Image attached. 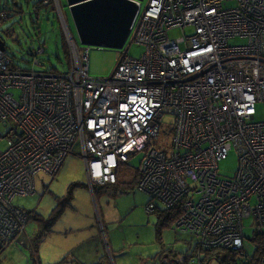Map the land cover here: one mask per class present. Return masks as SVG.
I'll use <instances>...</instances> for the list:
<instances>
[{"label":"built area","instance_id":"1","mask_svg":"<svg viewBox=\"0 0 264 264\" xmlns=\"http://www.w3.org/2000/svg\"><path fill=\"white\" fill-rule=\"evenodd\" d=\"M61 27L66 71L13 67L0 50V252L29 218L12 201L32 195L39 172L56 174L79 149L92 191L116 184L143 154L136 187L149 197L148 213L155 203L177 211L175 230L193 239L188 264H209L206 254L219 249L264 264V249L251 250L264 238V112L256 119V104L264 108V0H149L131 32L142 54L123 53L106 78L89 77L88 48L79 49L65 20ZM236 37L245 42H229ZM232 148L238 167L229 178L219 162Z\"/></svg>","mask_w":264,"mask_h":264},{"label":"rangeland","instance_id":"2","mask_svg":"<svg viewBox=\"0 0 264 264\" xmlns=\"http://www.w3.org/2000/svg\"><path fill=\"white\" fill-rule=\"evenodd\" d=\"M17 1L22 4L20 6L22 11L15 14L8 21H0V37L5 43L6 52L11 55L13 62L17 64L16 66L22 69L66 71L67 62L69 63L71 59L68 44V53L65 57L63 51L58 46H56L58 49L54 46V41L59 39L58 23L61 26L63 25L65 14L68 16L67 25L70 23L69 26L71 25L75 34L68 7L65 6V0H60V2L59 0H46L49 4L44 3L45 0L41 2L40 4H47L48 6L41 11V16H39L41 20L39 22H37L38 20H36L35 12L33 11L36 0ZM148 1H139L141 12ZM3 4L4 2L1 1V7ZM37 26L41 29V35L38 36H36L37 31H39ZM6 29H10L11 35L5 33ZM62 29L61 32L67 43L64 29L63 31ZM170 34L179 36L181 32L173 30ZM131 38L132 33L122 49L86 47L77 44L80 50L88 48L89 77H108L115 69L123 53L135 58L139 57L144 48L142 45L132 42ZM229 42L241 44L245 40L236 37L230 38ZM42 43L45 46V53L38 56L39 64H35L34 56L27 55V51L30 48L36 50ZM12 92L16 98L19 97V89H13ZM263 112V105L260 103L256 104L257 120L262 119ZM172 121L173 119L170 115L164 116L163 126L166 131L171 130ZM3 124V122L0 123V151L5 148L6 144L5 137L2 136L6 133L7 127ZM79 153L80 150L75 149L73 153L69 154L59 171L54 175L39 172L35 177V193L26 197H16L12 201L15 206L27 212H35L46 216L57 205V197L66 196L69 190L72 189V198L68 202L70 205L66 206L62 216L51 225V231L39 241L37 250L39 260L35 259L34 263L51 264L60 260L64 254L63 249H59L62 244L66 247L74 244L76 250H74L73 254L77 255V250H79L80 257L89 264H158L159 260L155 254L159 251L167 250L163 253V257L168 256V254L180 257L188 251L189 243L193 240L189 234L178 233L173 223L169 227H163L161 232L157 229L156 214H149L145 208L149 199L146 193L137 188L134 189V187L132 190L130 188L118 189L114 187L117 183L119 185L133 180V174L140 166L142 153L130 158L129 162L120 170L116 184L102 188L95 187L93 191L88 185L85 163ZM237 167L238 157L235 149L232 148L228 156L219 162V173L224 177L231 178L234 176ZM73 184H79L80 186L72 188ZM98 219H102L107 223L105 232L108 234L109 239H113L116 236L121 239L118 245L112 246L113 252H110L102 244L103 238H101L100 229H98ZM92 222L95 223V232H93L94 228L90 227ZM36 224L33 218L27 222L22 236V243H19L20 246L12 242L4 247L0 252V264H32V254L34 252L29 246H31L32 240L36 237ZM243 228L245 240L248 244H251L250 240L253 237L251 218H244ZM84 233L87 234L88 239L82 248L81 234L83 235ZM94 235L100 238H96L93 242L90 240L89 244V236L94 237ZM117 248L119 249L115 252ZM83 249L85 250L84 252H82ZM34 258H36L35 255ZM168 258L170 259V257ZM211 264L217 263L213 261Z\"/></svg>","mask_w":264,"mask_h":264},{"label":"trees","instance_id":"3","mask_svg":"<svg viewBox=\"0 0 264 264\" xmlns=\"http://www.w3.org/2000/svg\"><path fill=\"white\" fill-rule=\"evenodd\" d=\"M1 1L4 2L2 7H1ZM43 1L44 0H36L34 2V7H33L34 10L33 11L35 12L34 15L36 16V20H38L37 22H39L41 20L39 17V16H41V11L44 9V7L48 6L47 4H49V3H47L46 5L40 4ZM10 3L12 4V7H11ZM21 5L22 4L19 3L17 0H11V1L0 0V21H8L9 19H12L15 16V14L22 11V10H20ZM58 26H59V29H58L59 39L54 41V46L56 49H58V47H59L63 51V55L65 57V55H67V53H68L67 52V43H66V40L63 36V33L61 32L60 23H58ZM37 29L39 31H37L36 36L41 35L40 34L41 29L38 26H37ZM5 33L7 35H11L10 29H6ZM56 46H58V47H56ZM39 47H41L43 49V53H45V46L43 45V43L40 44L37 47V49ZM37 49L32 50L30 48V50L27 51V55H29L31 57L34 56V59L38 58L39 54H37V52H36ZM3 52L10 59V63L13 67L20 68V67L16 66L17 64H15L13 62L11 55L6 52V48ZM67 64L69 65L68 62H67ZM61 166H60V168H61ZM140 175L141 174H140L139 168H137L133 174L134 178L131 182H128L127 184L121 183L122 185L121 184L118 185V183H117V185H114V186L117 187L118 189L130 188V190H132L133 187H134V189H136L137 183L140 179ZM78 185L79 184H73L72 188L77 187ZM71 198H72V189L69 190V192L66 196L57 197V205L46 216L41 215L39 213L37 214L35 212H33V213L28 212L29 213L28 221L33 218L37 223L36 224L37 225V231L35 234L36 237L34 240H32L31 246H29L32 249V251L34 252V254H32V264H36V263H34L35 259L39 260L37 257V250H38V246H39L38 245L39 241L41 240V238L44 235H46L47 233H49L51 231V225L57 219H59L62 216L66 206L70 205V203H68V202H70ZM148 201H149V199H148ZM155 206H156L155 209L149 214H154V213L156 214V216H157L156 226H157V229L160 230V232H161L163 227H169L172 225L173 221L178 217V213L176 210L166 209V208L160 206L159 203H155ZM16 244L18 246H20L19 243H16ZM259 244H256L253 246L254 248L252 249V251H254V254H258L259 252L261 253V250L264 249V238L260 239ZM238 253L239 252H235L233 250H223V249H219L216 251L211 250V251H209L208 254H206V257L204 259H207L210 262L209 264H211L213 261L216 262L217 264H247L246 262L242 261L238 257ZM34 255L36 258H34ZM100 261H101V259H100ZM187 263H188V257L186 256L184 264H187ZM52 264H85V263H82L80 261H76V260L71 259V258L70 259L62 258L59 261L54 262ZM97 264H100V263H97ZM175 264H183V263L176 261Z\"/></svg>","mask_w":264,"mask_h":264},{"label":"water","instance_id":"4","mask_svg":"<svg viewBox=\"0 0 264 264\" xmlns=\"http://www.w3.org/2000/svg\"><path fill=\"white\" fill-rule=\"evenodd\" d=\"M139 1L65 0L76 33L72 38L86 47L122 49L140 13ZM0 50H5L1 38Z\"/></svg>","mask_w":264,"mask_h":264},{"label":"crops","instance_id":"5","mask_svg":"<svg viewBox=\"0 0 264 264\" xmlns=\"http://www.w3.org/2000/svg\"><path fill=\"white\" fill-rule=\"evenodd\" d=\"M59 2H60V0H59ZM65 18H66V20H67V18H68V16H67V14H65ZM68 22V21H67ZM70 23H68V25H69ZM70 28H71V30H72V35L74 36V37H76V33L74 34L73 32V29H72V27H71V25H70ZM120 181V180H119ZM118 182V181H117ZM127 182V181H126ZM126 182H124L125 184H127ZM113 186V185H112ZM115 187V186H114ZM106 224L107 223H105L102 219H98V225H99V228L98 229H100V235L102 236L101 238H103V242H102V244H104V246L106 247V249H108L110 252H113L114 251V249L112 248V246L113 245H118V243L121 241V239L118 237V236H116V237H114L113 239L112 238H108L109 236H108V234H106V232H105V230H107V227H105L106 226ZM72 226V225H71ZM90 227H92V229H93V232H95V223H91V226ZM174 232H176L175 230H173ZM109 233V232H108ZM177 233V232H176ZM178 233H180V232H178ZM160 236H161V234H160ZM191 236V235H190ZM95 237V238H94ZM94 237L92 236H89V244H90V240L93 242V240H95L96 238H100L99 236L97 237L96 235H94ZM161 239H162V237H160ZM88 238H87V234L86 233H84L83 235L81 234V243H82V248L85 246V242H86V240H87ZM22 242V236L19 238V240L17 241V243H21ZM64 244H62V246H60L59 247V249H63V255H62V257H61V259L62 258H67V259H74V260H76V261H80V262H82V263H85V264H89V263H87V262H85V260L83 259V258H81L80 257V252H79V250H77L78 251V254L77 255H75V254H73L74 253V250H76V247L74 246V244H72V246H63ZM189 249H188V251L186 252V253H188V254H184L183 256H175V255H171V254H168V256H164L163 257V253L164 252H166L167 250H162V251H159V252H157L155 255H156V258H158V260H159V263L158 264H175V262L177 261V262H180V263H183L184 264V262H185V259H186V257L185 256H187L188 257V260L190 259V257L192 256V245H193V243H192V241L189 243ZM79 248V247H78ZM81 248V247H80ZM119 248H117V249H115V252L118 250ZM85 250L83 249L82 250V252H84ZM97 251V250H96ZM110 254V253H109ZM168 257H170V259L168 258ZM156 260V259H155ZM59 261V260H58ZM143 261H145V260H143ZM57 262V261H56ZM54 263V262H53ZM52 264V263H51ZM188 264V263H187Z\"/></svg>","mask_w":264,"mask_h":264},{"label":"clouds","instance_id":"6","mask_svg":"<svg viewBox=\"0 0 264 264\" xmlns=\"http://www.w3.org/2000/svg\"><path fill=\"white\" fill-rule=\"evenodd\" d=\"M65 22H66V25H67V20H66V18H65ZM61 26V25H60ZM69 26V25H68ZM61 29H62V27H61ZM71 35H72V33H71ZM77 44V43H76Z\"/></svg>","mask_w":264,"mask_h":264},{"label":"flooded vegetation","instance_id":"7","mask_svg":"<svg viewBox=\"0 0 264 264\" xmlns=\"http://www.w3.org/2000/svg\"><path fill=\"white\" fill-rule=\"evenodd\" d=\"M35 184H36V181H35ZM35 190H36V188H35ZM34 193H35V191L33 192V194H34ZM33 194H32V195H33Z\"/></svg>","mask_w":264,"mask_h":264}]
</instances>
